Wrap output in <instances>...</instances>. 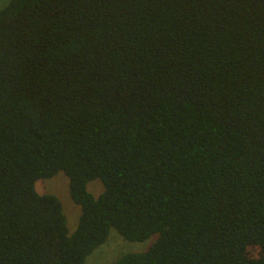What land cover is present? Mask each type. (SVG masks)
Masks as SVG:
<instances>
[{"label": "trees", "instance_id": "16d2710c", "mask_svg": "<svg viewBox=\"0 0 264 264\" xmlns=\"http://www.w3.org/2000/svg\"><path fill=\"white\" fill-rule=\"evenodd\" d=\"M59 171L74 232L36 188ZM112 227L158 234L112 264H264V0L0 9V264H84Z\"/></svg>", "mask_w": 264, "mask_h": 264}, {"label": "rangeland", "instance_id": "374dc122", "mask_svg": "<svg viewBox=\"0 0 264 264\" xmlns=\"http://www.w3.org/2000/svg\"><path fill=\"white\" fill-rule=\"evenodd\" d=\"M8 1L0 0V9ZM36 188L40 193H53L60 197L68 219L70 232H74L81 214V206L70 195L68 175L64 171H59L52 177L41 178L37 181ZM88 189L95 196L99 195L104 190L103 181L100 178L89 181ZM157 237L158 234H155L144 241H132L126 239L117 228L112 227L107 240L87 256L84 264H112L126 252L148 249Z\"/></svg>", "mask_w": 264, "mask_h": 264}]
</instances>
